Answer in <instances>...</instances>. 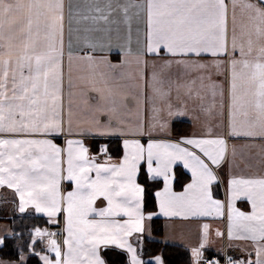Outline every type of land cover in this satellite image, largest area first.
Returning a JSON list of instances; mask_svg holds the SVG:
<instances>
[{"label": "snow or ice", "instance_id": "1", "mask_svg": "<svg viewBox=\"0 0 264 264\" xmlns=\"http://www.w3.org/2000/svg\"><path fill=\"white\" fill-rule=\"evenodd\" d=\"M229 3L233 10L237 7L247 10L255 23V40L250 36L246 49L235 35L229 49ZM120 8L126 22L132 10L136 16L143 15L148 54L167 49L173 56L210 55L214 58L211 66L217 70L223 63L220 58H227L230 76L228 136L264 138V4L259 0L256 4L250 0H128ZM102 11L95 8L98 15L92 19L107 22L111 5L107 14H100ZM83 18L89 19L88 16ZM63 25V0H0V187L7 186L17 193L21 213L26 206H31L36 213L47 216L49 223H56L57 214H64L67 237L63 247L51 238L54 233L39 227L32 230V245L48 238L47 251L55 253V260H50L33 252L43 264H107L100 255L101 246L125 251L129 264H144L137 247L128 239L134 233L142 234L144 220L152 219V214L145 216L143 211L146 188L136 181L141 164L147 166V180L163 182V188L155 192L161 215L185 219L211 216L213 211L220 215L224 205L213 199L212 185L218 180L216 169L226 159V140L223 137L184 138L177 143H163L149 137L147 144L141 143L135 137L144 135L142 123L129 131L122 127L128 123L124 119L128 114L127 93L109 83L120 79L110 75L115 73L116 65H108L109 73H93L90 89L97 93L99 100L94 105L85 100L87 110L82 113V122L88 125L85 129L88 133L124 137V158L118 166L97 163L79 140H68L67 148L61 149L51 139L40 138L65 131ZM98 46L102 47L86 38L90 51L80 57L92 68L107 64L106 58L91 54ZM237 51L239 59L234 55ZM71 58L70 53V61ZM177 63L201 71L209 68L208 64L198 61ZM152 79L156 81L155 73ZM159 83L163 86L164 82ZM242 86L244 96L240 94ZM156 91L166 95L159 89ZM246 109L254 112L247 129L234 122L235 115L242 110L244 116H249ZM168 110L171 114V105ZM100 114L107 115V122L98 118ZM257 124L259 132L255 130ZM165 126L160 124L161 129ZM67 131L72 134L71 109ZM182 144L198 151L182 147ZM100 151L106 153L107 147ZM65 154L67 168L63 167ZM179 163L192 175V182L182 193L172 190L173 167ZM93 172L95 178L90 175ZM64 181L71 187L66 193L61 187ZM227 191L228 237L230 240H251L256 260L234 261L227 256L223 264H264V178H232ZM241 196L251 205L249 213L233 208V201ZM100 199L106 206L96 209L94 205ZM116 217L127 219L121 223ZM207 228L208 225L203 226L204 236L199 247L192 249L194 264L204 260L202 249L207 243ZM221 235L217 232V236ZM3 243L0 238V245ZM153 259L154 264H163L160 256ZM204 264H221V261L209 258Z\"/></svg>", "mask_w": 264, "mask_h": 264}, {"label": "crops", "instance_id": "2", "mask_svg": "<svg viewBox=\"0 0 264 264\" xmlns=\"http://www.w3.org/2000/svg\"><path fill=\"white\" fill-rule=\"evenodd\" d=\"M64 2V25H63V113L65 119V131L62 134H48L40 138L51 139L57 147L61 149L67 148V141H81L83 145L89 149V156L95 158L99 164L106 166L119 165L124 158V137L120 135L100 136L94 133H88L85 129L87 124L82 122V113L86 109L85 100L91 104H96L99 100L97 93L91 91L90 86L93 79V73H109L108 65H116L115 75L120 77L116 81H109L114 88L120 92L127 93L125 100L127 115L124 119L127 124L122 125L125 131L135 128L137 123L144 126V135L135 138L140 139L141 143L147 144L149 137L158 142H180L184 138H215L223 137L227 143L226 159L222 166L216 169L218 180L212 185L213 199L219 200L224 207L220 215L214 211L211 216H189L187 219L181 216L166 217L160 214L159 206L155 198V209L145 213V216L152 214V218H160L162 220L163 242L178 244L186 248L190 255V264H194L192 249L198 248L202 237L204 236V225H208L206 246L202 249L204 255L211 253H219L224 248L234 254H240L244 260H256V253L253 242L247 239H229L228 237V183L232 178H264V138L257 136L255 138H232L228 136L229 132V90L230 76L227 58L221 57L223 61L219 70L212 67L213 57L203 55L196 57L189 55L186 57L173 56L167 49H160L157 52L148 54L145 45V21L141 14L136 16L134 10L129 12L130 20L125 21L121 14V5L128 0H63ZM227 2V0H226ZM251 3H258L257 0H250ZM111 5V15L107 22H98L92 19L98 15L95 8L99 7L103 11L100 14H107L108 6ZM88 16L85 20L83 17ZM255 23L250 19V13L237 7L233 10L231 4L227 10V37L229 49H231V41L233 35L237 37L238 43H243L247 48V40L251 36L255 40ZM86 38L102 45L91 52L97 58H106L107 64H100L96 68H92L85 60L80 57L89 53L86 47ZM59 46V42H58ZM72 58L69 60V54ZM116 56V58L113 57ZM237 59L240 58L239 51L235 54ZM256 55V47L254 46L253 56ZM139 58V59H138ZM177 61H186L189 64L198 61L208 64L207 70H196L185 68L183 64ZM156 74V81H153L152 75ZM143 77V78H142ZM163 81V86L159 83ZM194 82V83H193ZM215 85V87H213ZM166 93L160 95L156 90ZM245 89H240L241 96H244ZM222 93V94H221ZM169 105H171V114H169ZM69 109H71L72 134H68L67 120L69 119ZM159 110V111H157ZM249 116L237 113L234 122L238 127L247 129L249 121L254 119V112L251 109ZM98 118L102 122H107V115L100 114ZM181 120L189 123V130L185 133L173 134L171 124L173 121ZM166 126L161 129L160 124ZM257 132L260 126L257 124ZM94 138L118 139L121 151L118 157L101 158L99 152L95 153L90 150L89 140ZM128 138H133L129 136ZM182 147L191 146L181 145ZM104 147L102 145L100 149ZM63 167L67 168V156H64ZM179 166L188 174V180L180 189H174L172 181V190L176 193H182L185 187L192 182L191 172L184 168L182 163L173 167V176L175 167ZM147 175L146 164H141ZM139 173V172H138ZM95 178V173H90ZM138 177V174H137ZM136 177V181L138 179ZM140 184V183H139ZM141 185V184H140ZM62 191L71 190L69 182L62 183ZM161 186L156 189L159 191ZM155 191V192H156ZM154 192V196H155ZM19 197L17 193L9 189L7 186L0 187V211L8 210L16 214H34L44 216L47 221L48 217L43 214L36 213L31 206H26L25 211H19ZM106 206V202L102 199L97 200L94 207L101 209ZM233 208L245 213L251 211V205L241 196L233 201ZM93 217H89L92 219ZM100 219L99 217H95ZM56 223H49L51 233H54L57 244L63 247V241L67 237L65 231V217L63 213L57 214ZM115 219L123 223L127 217H116ZM149 222L145 219L143 222L144 232L134 233L129 237V242L137 247L138 254L144 262L154 264V257L142 256L143 239L149 236ZM46 229V228H42ZM56 231H59L56 234ZM235 233V228L233 229ZM217 232L222 233L217 236ZM142 240V243L138 241ZM48 247V244H47ZM44 252L50 260H55V253ZM105 249H115L125 254L127 263L129 257L125 251L119 250L114 246L105 248L101 246L100 255ZM66 250V249H65ZM103 258V256H102ZM104 259V258H103ZM24 260V259H23ZM11 262V261H9ZM8 264V263H7ZM14 264L18 262L14 261ZM164 264V263H163Z\"/></svg>", "mask_w": 264, "mask_h": 264}, {"label": "trees", "instance_id": "3", "mask_svg": "<svg viewBox=\"0 0 264 264\" xmlns=\"http://www.w3.org/2000/svg\"><path fill=\"white\" fill-rule=\"evenodd\" d=\"M116 58L115 55H113ZM173 134L185 133L189 130V123L176 120L171 124ZM104 145L110 152L111 157H118L121 147L118 139L94 138L89 140V147L92 152H99L100 147ZM188 174L179 166L174 169V189H180L188 180ZM138 182L146 188V205L144 211L149 212L155 209L154 192L161 186V181L153 182L147 180V175L143 168L138 173ZM0 222H5L11 232L3 236V245H0V258L3 260L16 261L18 264H42L39 256L35 253L44 252L43 242L37 240L32 245V230L35 227L50 228L47 219L41 215L34 214H16L8 210L0 211ZM162 220L152 218L149 222V236L143 239L142 256L147 257L158 254L164 264H190V255L186 248L178 244L166 243L161 239ZM31 246V247H30ZM211 254V252L209 253ZM24 256V260L21 259ZM102 256L107 264H128L125 254L115 249H105ZM144 264H153L144 262Z\"/></svg>", "mask_w": 264, "mask_h": 264}, {"label": "built area", "instance_id": "4", "mask_svg": "<svg viewBox=\"0 0 264 264\" xmlns=\"http://www.w3.org/2000/svg\"><path fill=\"white\" fill-rule=\"evenodd\" d=\"M99 156L101 158H107V157H111V154L108 150L106 153H103V154H101V151H100ZM58 233H59V231H56V234H58ZM227 256L232 257V259L234 261H236V260L243 261L242 255L231 253L230 251L226 250V248H224L223 251H221L219 253H211V254L204 255V260L201 261V264H204V262L207 261L209 258L220 260L221 264H223V262Z\"/></svg>", "mask_w": 264, "mask_h": 264}, {"label": "rangeland", "instance_id": "5", "mask_svg": "<svg viewBox=\"0 0 264 264\" xmlns=\"http://www.w3.org/2000/svg\"><path fill=\"white\" fill-rule=\"evenodd\" d=\"M43 230H46V231L51 233V230L49 228H46V229H43ZM10 232H11V230H10L9 226L5 222H0V238H3V236L10 234ZM51 238L56 240V238L54 236L51 237ZM47 244H48V238H45L44 241H43V246L42 247L43 248L47 247ZM40 254L47 256L45 253H40ZM23 259H24V256H23ZM9 261L10 260H3V259L0 258V264H7V263L8 264H14V261H11V262H9ZM42 264H43V262H42Z\"/></svg>", "mask_w": 264, "mask_h": 264}, {"label": "water", "instance_id": "6", "mask_svg": "<svg viewBox=\"0 0 264 264\" xmlns=\"http://www.w3.org/2000/svg\"><path fill=\"white\" fill-rule=\"evenodd\" d=\"M258 1V0H257ZM259 3L264 4V0H259Z\"/></svg>", "mask_w": 264, "mask_h": 264}]
</instances>
